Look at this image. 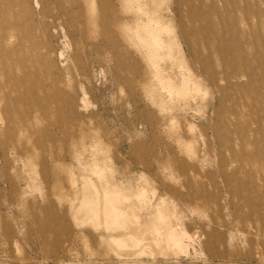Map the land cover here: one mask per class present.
I'll use <instances>...</instances> for the list:
<instances>
[{"label": "rangeland", "instance_id": "obj_1", "mask_svg": "<svg viewBox=\"0 0 264 264\" xmlns=\"http://www.w3.org/2000/svg\"><path fill=\"white\" fill-rule=\"evenodd\" d=\"M0 264H264V0H0Z\"/></svg>", "mask_w": 264, "mask_h": 264}]
</instances>
